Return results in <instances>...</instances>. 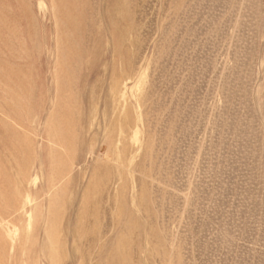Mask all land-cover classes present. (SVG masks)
Segmentation results:
<instances>
[{"label":"rangeland","instance_id":"374dc122","mask_svg":"<svg viewBox=\"0 0 264 264\" xmlns=\"http://www.w3.org/2000/svg\"><path fill=\"white\" fill-rule=\"evenodd\" d=\"M0 264H264V0H0Z\"/></svg>","mask_w":264,"mask_h":264}]
</instances>
